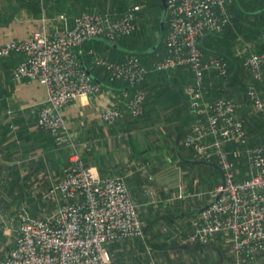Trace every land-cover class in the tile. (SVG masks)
Returning <instances> with one entry per match:
<instances>
[{
    "label": "built area",
    "instance_id": "built-area-1",
    "mask_svg": "<svg viewBox=\"0 0 264 264\" xmlns=\"http://www.w3.org/2000/svg\"><path fill=\"white\" fill-rule=\"evenodd\" d=\"M166 1L165 54L158 52L152 67L131 52L120 62L94 49L88 52L93 67L101 68L110 81L138 87L134 94L124 90L123 105L107 107L102 119L113 126L124 110L134 117L143 115L148 92L142 87L148 78L155 72L189 68L195 82L185 87V93L198 118L184 138V146L197 159L218 163L225 179L211 191L209 206L186 225L189 233L178 236V241L182 245H210L220 236L227 237V264H255L264 254V142L250 146L242 102L213 95L214 83L209 87L205 84L207 73L228 76L230 64L222 55L207 57L202 48L205 35L221 34L232 23L229 5L234 0ZM142 8L134 4L120 15L94 12L73 19L66 14L52 19L43 16L33 35L0 46V57L13 53L23 56L14 69L15 79L38 81L47 89L37 127L52 134L58 144L74 148L66 175L48 188L33 190L48 204L45 213L35 219L20 216L15 245L1 257L0 264H112L111 245L145 240V224L126 178L101 176L86 164L62 112L79 98L104 91L83 65L78 49L93 39L115 42L132 35L139 29ZM244 66L254 81L264 83V52L251 53ZM247 95L251 114L264 118L262 91L251 85ZM232 144L239 148L229 150ZM243 155L247 158V178L238 180L240 169L233 158ZM177 186L180 199L190 195L182 180ZM151 193L156 196L154 187Z\"/></svg>",
    "mask_w": 264,
    "mask_h": 264
},
{
    "label": "crops",
    "instance_id": "crops-1",
    "mask_svg": "<svg viewBox=\"0 0 264 264\" xmlns=\"http://www.w3.org/2000/svg\"><path fill=\"white\" fill-rule=\"evenodd\" d=\"M127 1L129 7L134 4L145 5L144 2L140 3L137 0ZM39 7L43 16L51 19L61 14H66L73 19L78 15L94 12L120 15L122 10L120 0H0V46L9 40L23 39L33 35L42 22L43 16L40 17L42 14L36 15ZM142 19V15H139V29ZM155 34L158 35V33ZM100 42L102 40L94 39L90 43L100 46ZM162 42L163 47L152 57L142 58L149 67L153 66L158 52L165 54L164 40ZM239 50V54L243 56L241 51L244 50L242 48ZM82 52L81 47L78 49L80 56ZM121 52L125 53V51ZM115 54L119 56V53ZM22 58L20 53L0 57V190H2L0 196V259L15 245L20 216L25 214L35 219L45 213L44 207L39 215H33L30 212L28 196L25 193V199L21 197L23 188L24 191H33L36 187L48 188L55 181L63 178L70 166V159L67 155L57 153L56 158L59 163L57 169H51L48 166L45 167L46 169L42 168L30 181L25 182L31 170L29 162L33 158L38 159L40 155L48 157L50 150L48 136L51 134L37 127L39 113L46 105L48 97L46 87L38 81L17 80L14 77V69ZM86 58L90 64L91 59L88 55ZM92 70L97 72V74L94 72L92 76L103 85V93L81 97L62 110L68 129L74 136L76 150L84 158L86 164L95 168L101 176L126 178L139 214L151 213L152 216L164 217L157 225L155 233H148L147 230L146 245H143L139 239L119 243L113 250L112 264H219L221 256L217 249L224 256L223 264H227L230 260V246L227 243V237L220 236L209 246L200 245L210 248L206 252L195 253L192 251L194 245L178 248V246H183L178 241V236L182 237L189 233L186 227L196 216L191 215L190 212H196L209 204L211 191L222 182L221 173L220 181L212 186L196 177L191 167L187 170L180 167L179 161L172 152L173 145H176L177 137L175 139L174 133L178 123H166L164 120L170 115L172 108L165 110L163 106L156 105L153 115L146 122L124 110L123 117L117 125H107L102 119V113L107 107L123 105L118 85L124 86L125 82L116 84H111L109 81L104 82L107 78L103 70L100 68ZM182 71V75L191 73L189 68H184ZM182 71L177 70L175 74L178 75ZM246 74V81L250 85L257 84L256 86L264 94V83H255L250 74L248 72ZM154 77L149 79L148 97L154 94L151 92L156 85V82H153ZM218 80L219 78H215L216 82ZM155 88L160 90V86ZM187 102L189 108L186 107V110L193 111L190 97ZM248 106L250 107L249 102ZM150 108L153 107H150L149 103ZM159 112L161 115L158 114ZM151 122L155 124L147 126ZM164 126L168 128L165 129ZM127 129L131 130L125 132ZM135 134L142 143L139 156L134 155L131 149L132 140H136ZM181 143L184 145L183 139ZM27 151L30 155L28 159L25 158ZM149 152H151L150 157H148ZM186 152L191 153L194 159H197L193 152L189 150ZM18 170L20 178L14 186L12 184L9 186L13 191L6 192L8 184L15 181L16 174L14 173ZM195 171L196 169L193 172ZM188 172L189 175L185 177ZM180 180L185 186L186 193L190 194L184 199L178 197L181 190L177 183ZM191 183L194 186L193 191L190 189ZM152 187L156 190V196L151 193ZM177 210H180L175 213L178 217L171 224L168 220L170 219L168 212L174 213ZM149 250L151 254L148 253ZM263 257L264 254L259 261H262Z\"/></svg>",
    "mask_w": 264,
    "mask_h": 264
},
{
    "label": "trees",
    "instance_id": "trees-1",
    "mask_svg": "<svg viewBox=\"0 0 264 264\" xmlns=\"http://www.w3.org/2000/svg\"><path fill=\"white\" fill-rule=\"evenodd\" d=\"M146 1L147 2H144L145 4L144 6L143 4H141L144 8H142V10L138 12V21H139V15H142L143 18L140 23L141 30L140 29L137 30L130 36L117 39L113 43L105 39H99L102 40V42H100L101 43L100 46H94L92 43H90L91 40L88 41L86 44H84L83 45L84 47L82 46L83 52H82V56L80 57L82 62L84 61L83 65L88 69L91 75L95 73L97 74V72L92 71L94 67L91 62H90L91 65L89 64V60L86 58L88 52L91 49H94L101 53L108 54L113 60L120 62L124 59L125 57L124 55H126L128 52L135 53L139 55L142 59L145 57L147 58L149 56L152 57L156 51H158L160 48L163 47L162 41L164 40L168 29V16L166 18L164 17L165 10L162 5V0H146ZM120 6L122 7V10L120 11L119 14L124 13L130 8L127 0H120ZM229 11L232 14V23H233L232 31L229 32L227 28L221 34L209 33L205 35V37H203L202 39V48L207 57L210 55L225 56L230 64V74L226 77L215 75L216 76L215 78H219L218 82H216L214 75L207 73L205 84H207V86L209 87L210 83H214L216 88L214 91L211 92L213 95L230 97L243 103L242 116L246 121L245 124L246 130L248 134L251 136L250 146L253 147L259 143L264 142V118L261 115L251 114V108L248 106L249 99L247 93L249 87L251 85H254V83L250 85V83L246 81V77H247L246 72L248 71H246V68L244 67L243 63L245 58L249 56L250 53L264 52V0H234L233 3L229 5ZM41 14H42V10L39 7V9H37L36 15L40 16ZM42 16L43 14L40 17ZM164 19L166 21V25L165 27H162V21ZM155 33H158V35H156ZM119 46H125L129 50L127 52L125 51V53L121 52L124 50L120 49ZM239 48H242L244 51H246V54L241 56V54H239L240 51ZM115 53H119L118 54L119 56H117ZM122 54L123 56H121ZM183 69L184 68L179 67L170 70V72L167 71L155 72L148 78V80L145 82L144 86L142 87L148 92L147 100L145 103V112L143 115L136 118H141L146 122L153 115L155 111L154 108L156 105L163 106L164 108H166L165 110L172 108V110L169 113L170 115L166 116L164 120L166 123L168 122L178 123V126L175 128L174 136L176 139V137L181 133L184 142V138L191 131V126L197 120L198 115L191 110H186L185 101L189 100V96L186 95L185 93V87L194 84L195 76L192 71L191 73L187 72L188 73L187 75L186 74L182 75ZM177 70L182 72L176 75L175 73ZM152 76H155L153 78L154 81L153 79L152 81L156 82V85L152 88L151 91L154 92V94H152L151 97H148L149 79ZM105 78H107V80L105 79L104 82L109 81L111 84L123 82V81L112 82L110 81L107 75H105ZM94 81L96 80L94 79ZM254 82L257 83L256 81ZM118 86L121 95L123 91L126 89L129 90L132 94H134L138 89V87L136 88L130 87L126 82L124 83V86L123 85H118ZM158 86H160V90L159 89L156 90L157 88L155 87ZM238 95H240V98H238ZM149 103H150V107H153L152 109L151 108L149 109ZM158 114L161 115L160 112ZM119 121L115 125H117ZM148 124L149 125L147 126H151L155 123L151 122ZM166 128L168 127H165V129ZM129 130L131 129H127L125 130V132H129ZM125 132L123 133L125 134ZM135 135H136V140H132L131 149L134 155L139 156L141 155V151H142V143H140L137 134ZM48 137L50 140L49 142L50 150L48 152V157H43L40 155L38 156L39 157L38 159L33 158V160L29 162V165L31 166V170H30V174L26 176L25 182L30 181L36 173L41 171L42 168L48 166V168L57 169L59 167L58 166L59 163H57V158H56L57 153L65 154V156L67 155V157L70 158V154L72 153V150H74L73 147H67L65 145L58 144L52 134L49 135ZM238 148L239 145L237 144H232L229 146V150L231 151H235ZM172 149H173L172 152L174 153L176 159L179 161L180 167L183 170H187L189 167L191 168L197 167V165L188 164L180 160L178 156V150L186 158L194 159V156H192L191 153L186 152L185 150L186 148L184 145H182V143L180 144L179 149L176 147L175 144L173 145ZM25 153H26L25 158L28 159V157L30 156L29 151ZM233 159L236 163V167L240 169L238 180L247 178L245 174V171L248 168L246 156L243 155L238 159L236 158ZM216 171L219 177L221 178L220 171L217 169ZM14 174H16L15 181L13 183L8 184V188L6 192L13 191V189L9 188V186H11V184L12 186H14L16 181H18V179L20 178L19 170L16 171ZM188 175L189 172L185 175V177H187ZM190 189L192 191L194 190V186L192 185V183L190 185ZM24 190L25 189L23 188V191H21L22 192L21 197L25 199V193L28 196V201L30 203V206L28 208L30 212L33 215H39L42 212V207L48 206V204L42 201L41 196L34 195L33 191L30 190L24 191ZM1 195H2V190H0V196ZM176 212H180V210H177L174 213L168 212L170 218L168 220L171 222V224H173L175 219L178 217L175 215ZM193 212L194 211L190 212V214H192ZM140 218L144 222L145 227H148V233H155L157 229V225L159 224L160 220L164 217L159 215L152 216L151 213H148L147 215L145 213H142L140 214ZM141 241H142L141 243L144 245L145 240H141ZM174 243L176 244V242ZM117 245L118 244H113L110 246L112 253L114 248L117 247ZM208 249L210 250L209 247L204 248L200 245H194V249L192 251H194L195 253L199 251L206 252V250Z\"/></svg>",
    "mask_w": 264,
    "mask_h": 264
},
{
    "label": "water",
    "instance_id": "water-1",
    "mask_svg": "<svg viewBox=\"0 0 264 264\" xmlns=\"http://www.w3.org/2000/svg\"><path fill=\"white\" fill-rule=\"evenodd\" d=\"M163 2V7H164V17L166 18L167 15H168V8H167V1L166 0H162ZM166 25V21L165 19L162 21V27H165ZM232 27H233V23H231L228 27V31L231 32L232 31ZM110 42V41H109ZM113 43V42H111ZM84 47V46H83ZM82 56V55H81ZM84 63V61L82 62ZM186 104V107L187 109L189 108V104L188 102L186 101L185 102ZM181 140H182V134L180 133L178 136H177V139H176V147L179 149L180 147V144H181ZM143 145L145 146V143L143 142ZM178 156L180 158L181 161H184L188 164H193V165H208V166H212L216 169H218L222 175V181H224L225 179V176H224V172L221 168V166L216 163V162H211V161H206V160H201V159H189V158H186L179 150H178ZM178 185V183H177ZM209 205H206L205 207H202L200 210L196 211V212H193L191 215H198L200 214L204 209H206ZM147 230H148V227H145V234L147 233ZM188 245H183V246H178L179 247H187ZM174 248H177V247H174ZM218 252L220 253V256H221V259H220V263L219 264H223L224 263V256L222 254V252L217 249Z\"/></svg>",
    "mask_w": 264,
    "mask_h": 264
},
{
    "label": "rangeland",
    "instance_id": "rangeland-1",
    "mask_svg": "<svg viewBox=\"0 0 264 264\" xmlns=\"http://www.w3.org/2000/svg\"><path fill=\"white\" fill-rule=\"evenodd\" d=\"M137 2L143 3V2H147L146 0H137ZM141 5V4H139ZM142 6V5H141ZM143 7V6H142ZM168 16V15H167ZM120 49L124 50V51H128L129 49L125 46H119ZM241 53L243 55L246 54V51H241ZM247 58V57H246ZM245 61V60H244ZM244 65V63H243ZM245 67V66H244ZM250 103V101H248ZM150 157L151 156V152L148 153ZM194 169H196L195 172ZM192 173L196 176L199 177L200 179H202V181H204V183H209L212 186H214L218 181H220V177L216 171V169H214L211 166H197V167H193L192 168ZM192 178V176H189ZM262 261H257V264H264V257L261 259Z\"/></svg>",
    "mask_w": 264,
    "mask_h": 264
},
{
    "label": "bare ground",
    "instance_id": "bare-ground-1",
    "mask_svg": "<svg viewBox=\"0 0 264 264\" xmlns=\"http://www.w3.org/2000/svg\"><path fill=\"white\" fill-rule=\"evenodd\" d=\"M93 71V70H92ZM100 77V76H99ZM202 160V159H201Z\"/></svg>",
    "mask_w": 264,
    "mask_h": 264
}]
</instances>
